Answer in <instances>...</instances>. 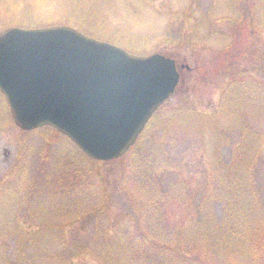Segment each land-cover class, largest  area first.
<instances>
[{
  "label": "rangeland",
  "instance_id": "rangeland-1",
  "mask_svg": "<svg viewBox=\"0 0 264 264\" xmlns=\"http://www.w3.org/2000/svg\"><path fill=\"white\" fill-rule=\"evenodd\" d=\"M90 1L0 0V31L15 25L39 27L69 22L84 34L103 39L132 54H170L189 69L183 70L173 96L149 120L141 140L126 155L110 162L96 163L82 156L65 136L49 127L22 131L13 123L0 92V181H10L16 166L34 167L41 152L47 170L45 175L53 176L54 181L59 178L62 185H69L73 179L82 177L81 181L89 180L90 186L103 184L105 187L107 213L103 212L97 219L108 234L104 238L100 235L89 239L95 223L84 224L83 209L74 213V224L57 228L62 219L74 217V211L71 213L70 210L68 213L71 214L64 212L61 219L59 214L53 216L57 202L68 200L71 203L64 194L55 198L56 203L51 207L47 203L53 200L46 195L42 196L41 204L31 197V209L35 211L40 207L46 224L54 230L49 231L54 242L45 235L38 239L40 251L44 253L43 264H48L46 254H52L49 249L59 247L56 238L65 240L66 249L57 253L58 258L54 256L50 264H62L59 256L65 258L61 262L68 264H98L88 253L92 252L88 241L98 240L95 247L106 260L113 248L131 247L135 236L130 229L137 226L135 223L146 227L157 220L147 207L150 203L147 196L138 200L139 189L143 187L148 189L147 195L153 196L156 204L163 205L165 223L192 224L186 233L194 244L193 252L188 254L190 259L207 260V264H235L236 259H243L245 264H264V243L258 239L251 240L257 242L252 247L253 255L258 254L255 262L253 259L257 256L247 258L248 249H225L232 243L233 234L219 236L221 205L217 201L219 196L231 200V193L225 191L227 168L224 167L239 156L237 148H242L243 138L259 133L258 143L255 142L254 185H261L258 199L264 206V108L258 104L262 95L254 90L253 94L237 96V103L233 105L227 101L234 81L247 78L264 87V0ZM251 3L258 5L257 8L256 5L252 8ZM246 15L251 18L249 26ZM222 104L228 107L219 111ZM216 107L218 112H215ZM75 153L80 154L78 162L81 165L72 162ZM69 166L77 175L72 176L73 172L67 170ZM89 167L98 168L102 178H96ZM213 168L224 171L212 177L210 170ZM32 170L24 173L22 184L31 185L27 176L33 174ZM33 186L34 181L30 187ZM244 186L241 204L248 202L252 191L248 184ZM90 190L88 188L87 192ZM161 192L166 199L162 198ZM82 196L86 197L85 194ZM136 196L145 209L144 217L136 214L134 218ZM34 221L38 222L37 219ZM8 243L11 249L16 246L15 240ZM87 244L88 248H85ZM78 246L79 250L74 251ZM147 257L159 261L158 256L153 258V253ZM118 258L114 264H128L126 255L121 254ZM173 259L170 255L166 263L174 264Z\"/></svg>",
  "mask_w": 264,
  "mask_h": 264
},
{
  "label": "water",
  "instance_id": "water-1",
  "mask_svg": "<svg viewBox=\"0 0 264 264\" xmlns=\"http://www.w3.org/2000/svg\"><path fill=\"white\" fill-rule=\"evenodd\" d=\"M178 81L172 58L130 54L69 26L0 33V91L16 125L50 126L93 159L124 154Z\"/></svg>",
  "mask_w": 264,
  "mask_h": 264
},
{
  "label": "trees",
  "instance_id": "trees-1",
  "mask_svg": "<svg viewBox=\"0 0 264 264\" xmlns=\"http://www.w3.org/2000/svg\"><path fill=\"white\" fill-rule=\"evenodd\" d=\"M90 2L93 3L94 0H91ZM255 5L256 4L251 3L252 8H254ZM257 6L258 5H256V8ZM246 20L247 25H251L248 23L251 18L247 15ZM64 24H69V22H64ZM168 55L172 56L170 54ZM233 84L231 85L233 89L230 90L232 91V93H230V96L227 97L228 103L230 102L233 105L234 102L237 103V96L248 93L253 94L254 90H258L259 94L262 95V98L260 101H258V104H260L259 106L261 108H264V87L261 86L260 82L255 81V83H253L251 80L244 78L242 80L234 81ZM244 96L246 97L248 95ZM227 105L224 104L223 106H219V111L222 108L226 109L228 107ZM215 112H218L217 107ZM258 135L259 133H257L256 135H247L245 138H243L245 139V141H241L242 143L240 142V146L242 148H237L239 151V156L234 157L233 160H230L227 166L224 167L227 168V170L225 171L226 174H224L226 185L225 191H227L226 194H228L229 192L231 193V200H226L221 196L217 197V201L221 205L220 218L218 221V232H220L219 236H221L222 233H225L226 235L233 234L232 243L226 245L225 249H228V247H232L235 250L239 249L244 251L248 249L250 252L249 256H247L248 259H251V256H257L253 259L254 262L258 261V254L253 255L255 251H253L252 247L253 245L256 246L257 242L251 240L258 239L262 244L264 243L262 241L264 240V206L263 202L258 199L259 187H261V185H254L256 171L255 167H253L254 159L257 156L254 154L256 149L255 142L258 143ZM77 152L79 151L77 150ZM76 153L75 156H73L74 160L72 162L74 164L79 163L81 165V163L78 162L80 160L79 155H84L81 152H79L80 154ZM82 156L81 159H83ZM41 158H43L42 154ZM41 158L38 157V162L36 163V165L30 168L33 169V174H29L27 176L31 179V185L28 186V184H22L25 180L24 173H26L27 170H30L29 168H27V166H29L27 164L26 166L24 165L14 168L13 171L15 174L10 181H0V229L4 230L2 232L0 231V264H43L42 261L44 258V253L40 251L41 243L40 241H38V239L45 235L46 238H50L54 242V239L50 237L51 233L49 232H53L54 230L46 224L44 216L42 215L43 210L39 207L34 211L30 207L32 196L37 199V203L41 204L42 196L46 195L49 200H53L52 202L47 203V206L51 207L56 203L55 198L63 196L64 194V196H67L68 199H70V202L72 204L69 203L68 200L63 203L57 202V206L55 207V209H53V211L55 210L53 216H57V214H59V218L61 219L62 214L64 212L68 213V210H70L71 213L74 211L72 213L74 214L77 211L81 212L83 209V213H85L84 224H90V222L95 223V225H93L94 231L92 232V235H90L89 239H93L95 237L99 238L100 235H103V238L105 236H108L106 230L103 229L102 224L100 225L97 222L98 217L102 216L103 212L105 214L107 213V210L104 207L105 187L103 186V184H100V187H94L93 185L90 186L89 180H85L83 182L81 181V177L79 180L73 179L71 184L69 185H62L63 182L61 181V179L58 178L55 179L56 181H54L53 176H50L48 173V175H45L47 170L45 162H43ZM205 160L208 161V159ZM82 162L85 166L83 160ZM67 170L73 172L72 176L77 175L76 171L72 169V166H69ZM89 170H92V173L95 174L96 178H102L101 175H98V168L89 167ZM228 170L230 171L228 172ZM219 171L224 170H220L219 168L211 169V176L216 177ZM57 172L58 174L61 173L60 175H66V173H64L63 171ZM133 179L134 181H137L135 178ZM33 181L35 186L31 188L30 186H32ZM247 184L252 191H248V202L241 204V198L242 196H244V193H242L241 189L242 186ZM45 185L47 186L44 187L43 190H41L40 187H43ZM88 188L91 189L89 192H87ZM158 191H161L160 188ZM147 192L148 189L145 187L139 189L140 194L138 200L145 199L147 196L146 200L147 202H150L147 203V207L150 211L153 212L154 216L156 217V223L152 225L146 224V227L141 225L140 223H135L137 226L134 229H130L135 236L134 244L131 245V247L128 246L127 249H123L124 247L119 246L113 248L112 250L114 251L111 254L108 253V260H106L105 255H102L100 253V250L96 249L95 243L98 240H95L94 242L88 241V244L89 242L91 244L92 251L88 253L93 257L96 263L114 264L116 260H119L118 256L120 257L121 254H124L127 257L128 264H167L166 259L167 257H170V255L174 257V259L172 260V263L174 264H207V260L200 261L198 258L190 259L188 256V254L190 252H193L194 250V244L193 242L189 241V237L186 234L192 224L189 223L190 225L186 224L185 226H179L173 224L172 221H169V223H165L162 219L163 205L159 204V202L158 204H156V202H154V197L147 195ZM49 193H51V195ZM106 193H108L107 190ZM82 194H85L86 197L82 196ZM163 194L164 193L161 192L162 198H165ZM134 198V208H137V210L135 208L136 213L134 214V218L136 214H138L139 217H144L145 209L142 207L141 203L139 204L137 202V196ZM94 205L95 207H93ZM71 213H68V215ZM75 215L76 214H74V217L67 218V220L62 219L59 222L57 228L62 226H64L65 228L74 224V222L76 221ZM36 219L38 220L37 223L34 221ZM161 221H163V224H160ZM8 228H10V230ZM101 229H103V232H101ZM61 231L63 233V229H61ZM218 232L216 233V235H218ZM109 235L112 236V234ZM118 235L120 237V234H116V236ZM57 239L58 238H56L55 240V242H59V247L57 248V250L56 248L49 249L52 250V254L51 252H47L46 254L48 264L51 263V260L54 256H57L58 258L57 253H62L63 250L66 249L65 240ZM9 240H15L16 242V246L12 249L8 243ZM88 244L85 246V248H88ZM262 246L264 248V245ZM78 248L79 246L76 247V250L74 251H78ZM263 248L261 249V251L263 250ZM249 252H247V254ZM151 253H153V258L158 256L159 261L148 259L149 256L147 257V255H151ZM202 256H204V254ZM59 257L60 263L68 264V262H61V259L64 257ZM66 260L68 259L66 258ZM235 264L245 263L243 259H236Z\"/></svg>",
  "mask_w": 264,
  "mask_h": 264
}]
</instances>
